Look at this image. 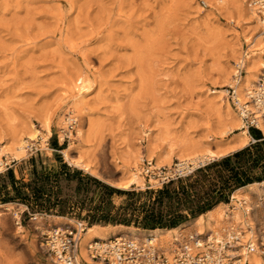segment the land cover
I'll return each mask as SVG.
<instances>
[{"label":"rangeland","instance_id":"obj_1","mask_svg":"<svg viewBox=\"0 0 264 264\" xmlns=\"http://www.w3.org/2000/svg\"><path fill=\"white\" fill-rule=\"evenodd\" d=\"M261 33L244 7H223L216 0H0V147L19 138L41 143L38 153L26 151L15 159L23 184L15 179L19 185H12V174L0 176V206L12 203L2 208L10 206L12 213L0 227V262L24 256L30 264H53L40 247L33 213H46L47 225L55 221L51 215L74 224L86 220L89 226L152 230L146 215L157 194L150 192L164 186L150 188L143 162L170 168L186 163L195 172L221 159L198 165L184 160L194 152L218 151L240 132L224 134L232 119L227 104L240 116L228 89L236 64L249 51L248 41L264 43ZM91 85L80 95L88 114H76L78 122L70 130L65 95ZM46 118H54L50 136L43 127ZM33 127L41 130L35 137ZM66 132L70 138L63 140ZM255 145L250 139L240 150ZM67 148L116 178L129 177V170L124 173L119 166L142 155L138 171L145 186L122 190L102 182L66 160ZM2 156L14 158L8 150ZM263 171L256 168L259 175ZM227 196L230 213L235 203L233 194ZM164 207L186 216L177 219L178 225L196 212L188 199H166ZM188 232L195 231L182 235ZM31 242L33 257L26 250Z\"/></svg>","mask_w":264,"mask_h":264},{"label":"bare ground","instance_id":"obj_2","mask_svg":"<svg viewBox=\"0 0 264 264\" xmlns=\"http://www.w3.org/2000/svg\"><path fill=\"white\" fill-rule=\"evenodd\" d=\"M216 1L222 4L223 7L230 6V7H234V9L235 8L241 9V7H244V9L247 10V12L252 16V18L260 25L262 33L264 34V22L261 20L256 9L252 5V0H216ZM262 40L264 39L262 38ZM248 42H249L248 44L249 51L248 50L244 51V53L241 56L242 57L241 62L245 66L246 74L242 79V81L236 86L237 97L240 99L241 102H245V100L248 99L247 94L250 92V90L253 87L256 86L257 82L260 79L261 74L264 71V43L261 44L262 41H260V39L257 38L256 39L254 38L251 42L250 41ZM230 72L232 71L230 70L229 72L224 74L225 75L224 79L226 81L227 79L231 78ZM230 85H235V82L232 81ZM92 86L93 85L86 87L85 90H81L80 92L73 91L72 94H69L71 97L69 95L66 96L67 94L65 95L67 99L65 105H67L68 107L65 109V111L69 113L68 114L69 116L66 117V119H68L70 123L71 121H75L77 119V115H84L83 114V111H85L84 100H83L84 97L80 98L81 97L80 95H82L84 91L89 90ZM221 92L222 91H214L213 93L220 94ZM85 108H87V106ZM227 109L230 111L231 114L230 117H232V119L230 122H228L229 129L226 132H224V134L231 133L232 131H235L237 129L240 130V132L234 133V137L231 138L230 143L227 146L220 148L218 151L208 149L203 153L194 152L187 159L184 156L185 157L184 160H188V162L193 163V165L194 164L198 165L199 163L203 164L206 163L207 161L216 160L218 158L229 156V154H232L233 152H236L247 146L248 141L252 139V136L249 133L250 132L249 129H246V127H244V124L240 122V118H239L240 116L237 117V115H233V111L229 104H227ZM86 112L85 115L88 114ZM88 116H90V114ZM61 117L62 115L59 116L60 120ZM63 117H62V121H63ZM83 118L85 119V117ZM50 119L46 118L45 120H43V127L48 136L52 134L51 123L54 118L53 119L50 118ZM84 121L87 120L85 119ZM260 128L264 132V124L260 125ZM32 130H33L32 135H34V137L37 136L38 133L39 134L41 133V130L36 127H33ZM78 133L81 136L82 134L81 130H78ZM28 146H29L28 140L24 138H19L9 147L7 145L1 146L0 155H2L4 151L8 150L13 153L14 156L13 159L21 160L23 157H25L24 153L27 151ZM63 154L65 156V159L68 160L70 163L72 164L74 163L76 166L86 170L91 175L95 176L96 178H98L103 182L110 184L113 187L123 190H130L134 185H138V187L145 186L144 179L141 176V173H139L138 171L139 161L140 160L142 161L143 159L142 155L136 156L135 157L136 162H134L133 164H130L128 166L118 165L121 168L122 172L124 171V168H126L124 173L126 172V170H129L130 173L127 172L128 173L127 176L129 177L124 178L123 176H118L116 178L114 177L112 172L107 171L106 169L105 170L94 169V167L90 166L81 156L74 155V152H72L70 148L63 150ZM131 161H133V159ZM194 169L195 167L191 168L190 172H192ZM232 201L233 203H235V205L233 209H230L231 210L230 213H228L227 210V208L230 207V204L222 202L217 204L207 212L200 214L189 221L182 222L180 223V225L174 228H159L155 230H150L148 231V233L145 234H142L141 233L142 231L140 229L128 225H123V224L103 225L100 223H93L88 227V230L84 233L82 237L80 254L82 258H84L87 261V264H101L99 262L93 261L89 257L88 245L90 244L91 241H93L96 238L107 240L113 236H118V235L137 237L140 235L146 236L149 234H154L159 237V240L161 241L163 246L167 248H172L173 242L177 240V238H180V236H182V233L185 230H194L196 233L203 236V235H208L211 232L222 234V232H228L232 228H238V229H242L245 232L246 235L245 238L247 237L249 238L251 236L254 237L256 233L258 234L263 233L264 181L251 183L244 187L238 188L233 193ZM7 205H12V204H7ZM7 205L0 206V227L1 226L5 227L10 221L9 216L12 213L11 212L12 208L9 206L6 207V209L2 210V208H4L3 206H7ZM49 218H53V220H55L54 223L47 225L46 224L47 219H42L39 220L38 222H35L33 226L44 228V226L49 227L54 224L56 225L74 224V221L71 219L70 221H67V218L65 216L50 215ZM21 232H23L22 227H18L16 229V235L17 234L19 235V233ZM5 245L7 246L6 243ZM9 248L10 247H7V249ZM26 250L28 251L30 256L33 257L34 254L36 253L34 243L33 242L29 243V245L26 247ZM238 252L239 253L243 252L241 254L236 255L237 256L236 258L244 256L243 263L246 262L248 264H259L260 257L258 255L248 254L247 252H245V250L242 251L239 250ZM14 257H16V255ZM23 257L21 258L18 257L19 258V259L17 258L18 260L11 261L15 263L7 262L6 264H30L29 262L31 261L28 259L26 260V258L24 260ZM5 259L6 258H4L3 262L9 260V259L5 260ZM3 262L1 261L0 264H3ZM53 264H58V263L56 261H53Z\"/></svg>","mask_w":264,"mask_h":264},{"label":"built area","instance_id":"obj_3","mask_svg":"<svg viewBox=\"0 0 264 264\" xmlns=\"http://www.w3.org/2000/svg\"><path fill=\"white\" fill-rule=\"evenodd\" d=\"M259 17L264 22V0H252ZM246 74L245 66L240 61L236 65L233 81L228 94L239 110L244 127L261 130L264 124V71L256 86L247 94L248 99L241 102L237 97L236 86ZM77 124L71 121L70 130ZM69 130V131H70ZM72 132V131H71ZM70 132L64 134L63 140L70 138ZM67 137V138H66ZM61 140V138H60ZM256 140H253L255 143ZM41 151V143L29 144L27 152L35 154ZM15 159L0 157V176L13 171ZM191 165L178 163L174 167H157L153 161H144L142 173L150 188L154 185L163 187L171 182L186 177ZM46 213L31 214V222L45 219ZM22 224V220H19ZM89 222L78 220L72 225H52L36 227L40 247L58 264H87L80 254L81 241L88 230ZM242 229L232 228L228 232L217 234L211 232L202 236L196 232H188L173 242L172 248L162 245L154 234L130 236H113L107 240L94 239L88 245L89 257L101 264H248L243 263L244 256L236 258L239 250L260 257L259 264H264V230L245 240Z\"/></svg>","mask_w":264,"mask_h":264},{"label":"trees","instance_id":"obj_4","mask_svg":"<svg viewBox=\"0 0 264 264\" xmlns=\"http://www.w3.org/2000/svg\"><path fill=\"white\" fill-rule=\"evenodd\" d=\"M250 131L257 145L216 160L192 172L186 179L181 178L165 185L160 190L150 192V194H157V198L146 215V220L151 223V229L174 228L178 226L177 219L186 217L176 214L171 210L172 208L166 211L164 207L166 199L177 200L180 203H183L184 199L193 202L196 207V212L193 213V218H195L219 203L228 202L227 194H233L238 188L255 182H263L264 171L259 175L256 173V168L261 166L264 169V135L257 129ZM12 172L11 170L8 174ZM115 193L123 194L120 190H116ZM188 194L197 195L195 199H192Z\"/></svg>","mask_w":264,"mask_h":264},{"label":"crops","instance_id":"obj_5","mask_svg":"<svg viewBox=\"0 0 264 264\" xmlns=\"http://www.w3.org/2000/svg\"><path fill=\"white\" fill-rule=\"evenodd\" d=\"M262 133H263V135H264V132H263V130L261 131ZM250 133V135L252 136V139L253 140H256L254 137H253V135H252V133H251V131L249 132ZM230 155V154H229ZM12 179H11V184L13 185H15V186H17V185H19L18 184V182H16L15 181V179L16 180H20V181H23V182H21V184H23L24 183V181H25V176H24V174L23 173H21V172H19L17 169H15L14 168V170H13V172H12ZM101 181V180H100ZM103 182V181H102ZM106 183V182H105ZM108 184V183H107ZM110 185V184H109ZM116 188V187H115ZM119 189V188H118ZM123 190V189H122ZM6 195L4 194L3 195V197H5ZM114 196H118L117 194H115ZM7 204H12L11 202H9V203H6L5 205H7ZM192 219V218H191ZM190 219V220H191ZM187 221H189V220H187Z\"/></svg>","mask_w":264,"mask_h":264}]
</instances>
